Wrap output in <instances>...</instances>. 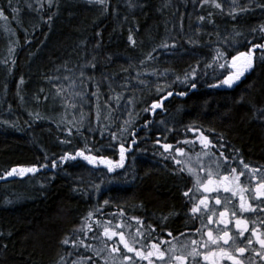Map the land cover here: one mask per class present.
<instances>
[{
    "label": "trees",
    "instance_id": "1",
    "mask_svg": "<svg viewBox=\"0 0 264 264\" xmlns=\"http://www.w3.org/2000/svg\"><path fill=\"white\" fill-rule=\"evenodd\" d=\"M216 3L222 8L213 0H51V5L49 0H12L11 7L0 0L7 17H0V197L6 200L0 205V264H57L61 256L71 264L83 247L61 241L68 237L90 244L94 227L109 221V227L123 221L140 226L132 217L152 221L148 227H155L160 239L168 238L165 227L179 230L194 220L199 227L190 197L183 194L185 187L194 186L183 160L209 150L196 140L192 127L216 145L209 155L219 157L222 151L229 157L225 168L238 167L242 158L264 171V120L255 110L264 108L261 50H256L255 67L231 88L221 81L235 69L219 67L225 60L230 65L232 56L252 44L264 43V8L259 7L264 0ZM218 51L225 58L216 59ZM157 85L171 87L157 92ZM167 91L174 94L165 98ZM154 101L162 107L145 111ZM102 128L108 129L103 137ZM110 132L119 139L112 140ZM121 142L129 151L125 168L116 172L82 158L58 160L85 144L92 154L118 160ZM163 143L173 148L165 151ZM177 146L186 155L176 153ZM53 159L56 168L51 167ZM34 165L35 173L5 176L13 167ZM99 172L119 188L110 194L92 187L89 181ZM27 179L40 181L45 186L41 193L6 189ZM92 180L96 184L98 178ZM90 211L94 215L87 221L92 225L87 238L74 230L86 223ZM186 219L191 226L184 225ZM251 253L245 255L252 258L249 264H264Z\"/></svg>",
    "mask_w": 264,
    "mask_h": 264
},
{
    "label": "snow or ice",
    "instance_id": "2",
    "mask_svg": "<svg viewBox=\"0 0 264 264\" xmlns=\"http://www.w3.org/2000/svg\"><path fill=\"white\" fill-rule=\"evenodd\" d=\"M92 2V0H89ZM97 2L103 4L104 0H97ZM207 2V0H204ZM215 6L217 8H222L220 3H216V0H213ZM49 4L51 5V0H49ZM233 4H235V0H233ZM8 6H12V0H8ZM259 7L264 8V3H261ZM241 11H246V8H241ZM13 13L15 14L18 10L13 8ZM231 14V13H230ZM211 16V13H209ZM0 17H5V10L0 7ZM235 18V16H233ZM51 19V17H49ZM200 21H204L205 17H198ZM261 32L264 33V26H261ZM239 35V33H237ZM129 40L135 44V40L130 35ZM164 48H168V44L162 45ZM171 47H175L173 44ZM261 50V55L259 57L260 60L264 61V43L262 44H252L251 49L246 52H240L236 56L231 57L230 65L227 60L225 63H220L219 67L224 69L226 67H231L235 69V71H231L224 77L221 81V86H227L231 88L236 82H238L242 77L245 76L246 73L250 72L255 67L256 60V50ZM153 57L149 54L148 59H152ZM225 58V53L218 51L216 59ZM143 63V61H141ZM95 67V65H92ZM83 76V73H81ZM192 75L195 76V70H193ZM91 79V77H89ZM180 80L178 76L176 78ZM188 75H185L184 81H188ZM21 82L23 80L21 79ZM144 83V81H141ZM165 87H171L170 85H166ZM165 87H161L157 85V92L165 91ZM191 87L195 88L196 84L191 83ZM174 93L172 91H167L166 97L172 96ZM181 96L186 95L185 92L178 93ZM23 99V98H21ZM119 100V97H117ZM243 98H241V101ZM162 107L161 101H154L150 108L145 109V111H151L155 113V111ZM255 108V105H253ZM255 110L259 113V118L264 120V108H255ZM129 121H125V124H128ZM147 123V122H146ZM163 123V122H161ZM194 133H198L196 140L199 141V144L203 147V149H208L209 151H205L203 154L208 156L210 154V149L212 147H216L213 142L209 139L207 135L204 134L198 128L192 127L189 129ZM105 131H108L107 128H102L100 130V135L103 137ZM121 131H126V129H121ZM79 133V129H77ZM69 135L72 134V129H68ZM112 140H118L119 137L116 132L109 133ZM132 136H135L136 133L133 131L131 133ZM62 143H71V141H62ZM157 144H160L161 141L158 138L156 140ZM179 143V142H178ZM184 144H194L195 141L185 140ZM132 144H136V140L132 141ZM108 147H112L111 144ZM119 159L113 160L105 155H95L92 154V149L88 148V145L85 144L83 149H79L72 152H65L63 155L58 157L60 162L67 161H75L77 158H82L90 165H104L107 168L108 172H116L117 169L125 168L126 161V153L129 151L128 147H126L124 142L119 143ZM162 147L165 151H169L173 148V145L170 143H163ZM221 147H223L221 145ZM95 151L99 152L100 149H95ZM87 152V154H86ZM175 152L180 155H186L185 149L177 146L175 148ZM199 156V154H197ZM212 159L207 167H202L200 170L205 171L207 173L206 178L201 179L199 176L196 178V186L197 189H203L202 194L199 197H196L193 201V205L190 209V212L193 214V217L196 218L197 214L206 215L207 224L203 222L201 219V227L196 228L195 231L201 235V240L197 241L192 239L190 243H182L179 246L177 244H170V247L167 249V252L161 250V245L158 242H152L150 245H145L142 240H138L137 237H143L144 233L138 228L136 235L132 237L131 240L125 237L123 231H115L108 226L111 224V221L108 222L103 227L102 237L106 239H102L101 237L93 236V240H100V243L103 247L97 248L92 244H88L84 239H70L65 237L61 243L64 245H71L74 248L84 247L86 250H90L93 252V256H80L76 260H73L71 264H88V261H92V264H96L94 257H101V259L105 260V264H107L108 257H111L114 253H120L121 249L119 245H123V248L126 249V253L122 255L121 264H140V261H147V264H156L157 261H160L161 264L165 261L166 255L170 254L167 264H188L189 259L191 258V264H202L200 257L203 258V262H207V264H225V261L230 262V264H249V261L252 259L249 257L247 260L245 259V253L249 251V247L253 244V238L255 242L259 245V249L252 248V252L256 255L260 256L261 259H264V230H258L259 228H264V221L260 222V225L257 226V221H251V224L254 225L250 228V221L244 217V213L248 212H257L264 211V172H262L258 168H252L249 164L245 163L243 159H240V164L242 165L241 171L237 172L236 167H227L224 174H221V169L225 168L228 164L229 157L225 156L221 151L220 156L216 157L215 153H211ZM177 164L183 163V161L176 160L175 156L172 157ZM222 158V160H221ZM42 167H47V165H42ZM51 167H58V162L56 159L51 161ZM190 173H194L195 170L189 167L187 169ZM38 171V168L34 165L32 167H13L11 170L5 173L6 177L11 176H19L24 177L26 174L35 173ZM184 171V169H181ZM246 175H250L251 179H255L257 182L254 188L249 189L247 186L241 184V177ZM215 176V179L213 178ZM97 190L98 189V186ZM192 189L184 192V195L189 196V192H192ZM248 193L250 195L246 196ZM209 194H214L211 196V200L214 201V204H210V196ZM230 194V195H225ZM238 198V205L233 203V200ZM109 201L105 200L104 204H108ZM219 206V208H217ZM99 211V209H97ZM121 216L123 215V210H121ZM94 213L89 212L87 217H85V224L81 225V227L76 231H83L84 235L87 236L88 231H92V225L87 223L89 219L93 217ZM132 219H136L138 223L143 225V221L139 220L137 217H132ZM166 219V218H165ZM97 225L101 222L99 220L96 221ZM216 224L217 227L215 229L209 227L208 225ZM231 226V227H229ZM87 229V231H85ZM206 229V231H205ZM154 231V229H153ZM249 236H245L246 233H249ZM215 233V234H214ZM168 235L171 236L172 233L169 231ZM184 235V233H181ZM114 237H119L118 244L114 243L112 246H109L108 241H113ZM206 237V239H204ZM240 238H244L246 240L245 246H240L239 240ZM164 243H169L168 241H163ZM140 244V247L136 245ZM200 244V248L209 249L208 251H200L196 245ZM108 250V256H102L101 254ZM186 250V251H185ZM127 253H134L135 257L138 260L134 259L132 255H128ZM179 253V254H178ZM237 253L239 255H237ZM71 255V253H69ZM156 258L155 260L153 258ZM115 259V257H113ZM57 264H67L65 257L61 256L60 260Z\"/></svg>",
    "mask_w": 264,
    "mask_h": 264
},
{
    "label": "rangeland",
    "instance_id": "3",
    "mask_svg": "<svg viewBox=\"0 0 264 264\" xmlns=\"http://www.w3.org/2000/svg\"><path fill=\"white\" fill-rule=\"evenodd\" d=\"M37 1H42V0H37ZM5 27H6V25H5ZM7 29L9 30V28H7ZM8 35H9V33H8ZM197 154H199V153H197ZM197 154H193V155L189 154L188 156H185V159L183 160L188 168L191 167L192 169L195 170L194 173H191L193 175V177H194V186L191 188L193 191L189 192V197H190V200H191L192 204H193L194 199L196 197H199L202 194V192H203V189H197L196 178H197V176H199L201 179L206 178L207 173L205 171H201L200 169L202 167H207V165L210 163V161L212 159L211 155L205 156L203 153H201L198 156ZM250 167L255 168L253 166H250ZM236 168H237V172L243 170L241 164H239L238 167H236ZM226 169L227 168H222L220 170L221 174H224ZM261 171L264 172L263 170H261ZM94 177L98 178V181H96L97 182L96 184L92 180ZM213 178L215 179V176ZM89 182L92 185V187L98 186V188H103V189L109 190L110 194H112L111 191L119 188V185L115 182V180L112 179L107 173H103V172H99V173L95 174L94 176H92ZM240 182H241V184H243V185L247 186L249 189H251V188H254V186H255L257 181L255 179H251L250 175H246L244 177H241V181ZM43 186L44 185H42V183L40 181H38V180L27 179V180H24V183L22 185H20V186L6 185V189L8 191H13V190H15L17 192L19 191L20 193L27 192V191L28 192H33V193H37V192L41 193V191L45 187V186L44 187ZM185 190L188 191L189 189L187 187H185V189L183 190V194H184V192H186ZM72 193L77 195V193L75 191H72ZM212 195H214V194H209V196H210V204H214V201L211 200V196ZM225 195H230V194H225ZM245 195L249 196V198H250V195L248 193H246ZM2 203H6V200L4 198L0 197V205ZM233 203L238 205V198H235L233 200ZM129 207H131V210H136L135 207L133 205H131V204H130ZM217 208H219V206H217ZM197 217H198V220H199V226L200 227H201V219H203V222L205 224H207L206 215L197 214ZM244 217L250 221V228L252 226H254V225L251 224V221H253V220L257 221V226H259L260 222L264 221V211H259L258 210L257 212L244 213ZM141 221H143V225H140V226H137L133 222L130 224V221L128 223H124V221H123V223L122 222L118 223L119 227L111 226L110 228H112L115 231H123L124 234H125V237L127 239H129V240H131L132 237L136 235L137 229L139 228L144 233V236L141 237V238L137 237V239L138 240H142L143 243L147 246V245H150V243L148 242L149 237H154L155 236L154 232L156 231V229H155V227H148V225L151 224L152 221L151 222L149 221L150 223L146 219L145 220H141ZM191 223L192 222H190V220H188V219H186L184 221V225H186V226L187 225L191 226ZM208 226L213 228V229H215L217 227L216 224H211V225H208ZM229 227H231V226H229ZM183 228H188V227H183ZM153 229H154V231H153ZM258 230H264V228H259L258 227ZM205 231H206V229H205ZM102 232H103V227H94L95 236L101 237L102 239H106V238L102 237ZM168 232L169 231H167L166 233H168ZM249 235H250V232L245 234V236H249ZM172 236H173V233H172L171 237ZM87 238H88V236H87ZM192 239H195V240L200 241L201 243H203V241L201 240V235L199 233H196V235L195 234L194 235L185 234V235H182V236L177 237V238H173V237L172 238H169V237L168 238H164V237H162L159 240V243L161 245V250H164L165 252H167V249L170 247V244L174 243V244H177L179 246L182 243H186V242L190 243V241ZM204 239H206V237H204ZM118 241H119V237H114L113 241H108L107 243L109 244V246H112L114 243L118 244ZM163 241H168L169 243H164ZM90 244L96 246L97 248L103 247V245L100 243L99 239L93 240V242H91ZM239 244H240V246H245L246 245V240L244 238H240ZM118 246L121 249L120 253H114V254H112L111 257H108L107 264H121L122 255L126 253V249L123 248V245H119L118 244ZM136 246L140 247V244H137ZM196 247L200 251H208L209 250V249H205V248H200V244H197ZM248 247H249V251H247L244 255L251 253L252 252V250H251L252 248L259 249V245L255 242L254 238H253V244L251 246H248ZM76 252L79 253L78 256H93L92 255L93 252L90 251V250H86L84 247L83 248H79ZM127 254L128 255H132L134 257V259L138 260V258L135 257L134 253H127ZM251 254L255 255L254 257L258 256L254 252H252ZM101 255L102 256H108V250L105 249V251ZM237 255H239V254L237 253ZM169 256H170V254L166 255L165 261L163 262V264H167ZM113 257H115V259H113ZM258 257H260V256H258ZM97 258L99 260L96 261V264H105V260L101 259V257H97ZM153 259L155 260L156 258L154 257ZM199 259L201 260L202 264H207V262H203V258L202 257H200ZM65 260H66V262H68V259H65ZM50 261L51 260H49L45 264H49ZM140 264H147V261H140ZM156 264H161V262L157 261ZM188 264H191V258L189 259ZM225 264H230V262L225 261Z\"/></svg>",
    "mask_w": 264,
    "mask_h": 264
},
{
    "label": "flooded vegetation",
    "instance_id": "4",
    "mask_svg": "<svg viewBox=\"0 0 264 264\" xmlns=\"http://www.w3.org/2000/svg\"><path fill=\"white\" fill-rule=\"evenodd\" d=\"M195 222L196 221L194 220L193 225L191 227L180 228L179 230H177L176 227H174V228L173 227L172 228L171 227H165V228H166L167 231H171L173 233V236H172L173 238H177L175 233H181V232H186V231L188 232L189 235H191V234L192 235H194V234L196 235L197 232L195 231V229L199 228L200 226L197 227ZM154 233H156V235L154 237H149V239H148L149 243H152V242H158L159 243V240H160V235L158 234L159 232L155 231ZM167 236L170 237L169 235H167Z\"/></svg>",
    "mask_w": 264,
    "mask_h": 264
}]
</instances>
